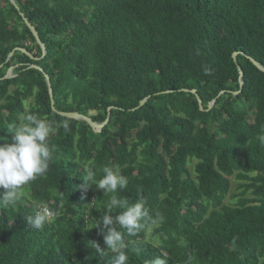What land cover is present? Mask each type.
Returning a JSON list of instances; mask_svg holds the SVG:
<instances>
[{
	"label": "trees",
	"instance_id": "16d2710c",
	"mask_svg": "<svg viewBox=\"0 0 264 264\" xmlns=\"http://www.w3.org/2000/svg\"><path fill=\"white\" fill-rule=\"evenodd\" d=\"M14 1L45 54L0 0V144L13 142L21 115L56 131L46 174L0 207V264H112L105 215L127 264H264V72L249 60L264 67V0ZM14 48L37 59L17 51L6 62ZM44 74L57 111L100 124L112 107L102 130L53 112ZM89 168L97 182L119 171L127 186L99 189ZM113 196L148 208L135 235L115 221L124 209L108 208ZM40 204L59 214L37 230L26 218Z\"/></svg>",
	"mask_w": 264,
	"mask_h": 264
},
{
	"label": "clouds",
	"instance_id": "9594fccd",
	"mask_svg": "<svg viewBox=\"0 0 264 264\" xmlns=\"http://www.w3.org/2000/svg\"><path fill=\"white\" fill-rule=\"evenodd\" d=\"M20 120L23 122L9 129V133L13 134V142L0 144V189L4 190L0 194V207L4 208L15 207L21 200V189L45 175L53 159V152L50 150L48 141L56 128L34 114L21 115ZM61 126L65 130L69 129L67 122ZM258 139L264 144V135H260ZM87 180L95 182L99 189L112 193L118 188H125L128 183L126 177L119 171L114 172L111 168L104 169V175L98 182L95 180L94 171L89 168ZM116 207L124 210L115 216V221L121 228L126 229L129 235H135L145 227L141 221L150 219L149 210L143 202L129 205L126 201L118 200L113 196L108 208L111 210ZM58 214L46 204H40L35 207L33 214L27 216V224L39 230ZM103 225L107 228L104 236L105 244L116 253L112 264H127L128 256L123 251L127 245L123 242L121 233L109 227L113 225L112 216L105 215ZM152 264H166V260L157 258Z\"/></svg>",
	"mask_w": 264,
	"mask_h": 264
},
{
	"label": "water",
	"instance_id": "95a60500",
	"mask_svg": "<svg viewBox=\"0 0 264 264\" xmlns=\"http://www.w3.org/2000/svg\"><path fill=\"white\" fill-rule=\"evenodd\" d=\"M9 2L14 5V7L18 10L21 18H22V21L24 22V24L26 25V27L29 29V31L31 32V34L33 35L34 39H35V43L37 46L40 47L41 51H42V55L45 54V46L44 44L41 42L40 40V37L37 33V31L35 30V28L31 25V23L25 18V16L19 11V8L18 6L16 5L15 1L14 0H9ZM17 51H21L22 53L26 54L30 59L32 60H36L37 58L33 57L32 53H29L27 52L25 49H21V48H14L8 55L7 59H6V62L13 56V54ZM236 56H237V53H233L232 54V58L233 60L236 62ZM249 60L261 71L264 72V67H262L261 65H259L254 59L250 58L249 57ZM1 67V65H0ZM31 68H34L36 70H39L41 71V69L39 67H37L36 65H31ZM14 68L13 67H10L8 70H7V73L4 75V77L2 78L3 80L5 79H8L11 77V75H9V73L12 72ZM238 71H239V83L240 85H242V72H241V69L240 67L238 66ZM44 77H45V80H46V84H47V88H48V94H49V99H50V107H51V110L53 112H55L56 114H58L59 116L61 117H65L67 119H71V120H76V121H84L85 123H87L90 128L98 133L102 130V128L107 124L108 122V118H109V111L112 107L108 108V112H107V117L105 119V121L103 123H96L94 122L91 118H89L88 116H84L78 112H62V111H57L55 106H54V102H53V97H52V90H51V87H50V82H49V78L47 75L44 74ZM184 92H190L191 94H193L198 102V106H199V109L200 110H203L202 109V102H201V99L199 98V96L197 95L196 93V90L192 89V90H187V89H183ZM171 91H165V92H162V93H170ZM239 92V91H238ZM238 92H234V94L236 95ZM224 92L221 91L217 97H219L220 95H222ZM149 99V97H146L144 98L142 101H140L138 107L142 106L147 100ZM215 102V99L212 100L211 102H209L208 104V107H207V110H210L213 106Z\"/></svg>",
	"mask_w": 264,
	"mask_h": 264
},
{
	"label": "rangeland",
	"instance_id": "374dc122",
	"mask_svg": "<svg viewBox=\"0 0 264 264\" xmlns=\"http://www.w3.org/2000/svg\"><path fill=\"white\" fill-rule=\"evenodd\" d=\"M6 73H7V71H6ZM9 75H11V73H9ZM188 169H189L190 171H192V163H190V164L188 165ZM229 180H230V185H231L229 195H231V196H233V195H237V193L239 192V191L237 190V186H238L237 181H236L233 177H230ZM236 200H237V198H233V199H232V198L229 196V197L226 198L225 201H226L227 203H228L229 201H230L231 203H232V202L234 203V202H236ZM151 234H152V231H151V229H150V230L147 231V239L150 238Z\"/></svg>",
	"mask_w": 264,
	"mask_h": 264
}]
</instances>
